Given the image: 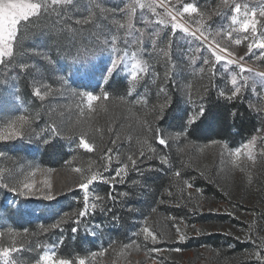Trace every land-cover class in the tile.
<instances>
[{"label": "trees", "instance_id": "1", "mask_svg": "<svg viewBox=\"0 0 264 264\" xmlns=\"http://www.w3.org/2000/svg\"><path fill=\"white\" fill-rule=\"evenodd\" d=\"M99 3L77 0L41 13L0 62V110L24 116L31 144L24 154L76 179L57 203L35 212L0 176V254L14 243L17 264L38 262L50 247L74 263L114 264L122 250L161 259V250L198 254L205 247L219 264H264L263 174L258 203L225 212L204 206L233 203L232 163L264 131V114L235 94L222 71L189 62L185 43L169 55L159 46H132L128 28L112 21L125 0ZM115 38L113 71L75 77L73 68L107 55ZM35 45L48 52L30 62L37 75L22 68ZM63 68L68 81L59 78ZM37 78L50 85L46 96L36 92ZM87 94L98 97L90 108ZM0 151L11 149L5 143ZM251 165L264 172V160Z\"/></svg>", "mask_w": 264, "mask_h": 264}, {"label": "rangeland", "instance_id": "2", "mask_svg": "<svg viewBox=\"0 0 264 264\" xmlns=\"http://www.w3.org/2000/svg\"><path fill=\"white\" fill-rule=\"evenodd\" d=\"M98 4L100 0H92ZM77 0H0V62L10 56L19 30L41 13L56 8H70ZM203 8L198 0H125V7L114 15L113 23L120 30L128 28L130 44L147 50L159 46L165 54L172 47L185 43L189 48L186 58L196 63L202 59L206 70L219 69L226 75L236 95L245 98L254 110L264 114V0H205ZM120 37H118L119 39ZM114 39L110 52L91 61L84 69L73 68L75 77L95 80L113 71L119 47ZM143 51V50H142ZM144 52V51H143ZM25 57L26 54H21ZM48 58V52L38 45L29 51V58L23 62V69H31L37 75L33 62L35 57ZM142 52L137 49L133 58L139 62ZM68 69V68H67ZM61 80L68 81L63 68ZM36 92L46 96L50 85L40 83ZM85 100V101H84ZM98 97L87 94L83 97L84 107L90 108ZM25 118L15 113L0 110V144H7L11 151H0V176L8 187V193L23 200V206L31 211L57 203L60 197L75 186L72 173L61 169L38 166L24 154L31 144L24 135ZM84 148L90 146L82 142ZM264 160V131L255 136L233 161L228 182L234 190L233 203L204 204L206 210L225 212L230 206L243 204L252 206L259 200L255 197L256 182L264 175L251 162ZM263 174V175H262ZM83 188H85L83 186ZM236 207V206H235ZM18 246L4 249L0 254L1 264H17L14 260ZM264 257V249L260 248ZM159 252L161 259H150L146 254L128 250L114 253V264H219L213 253L203 247L199 253L193 251L175 252L172 255ZM169 262V263H168ZM34 264H87L85 260L76 263L57 257L53 248H46Z\"/></svg>", "mask_w": 264, "mask_h": 264}]
</instances>
